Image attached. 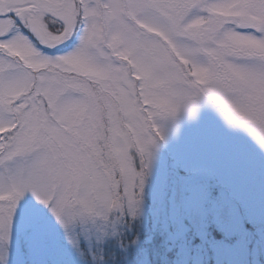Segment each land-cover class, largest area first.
Listing matches in <instances>:
<instances>
[{
	"label": "snow or ice",
	"instance_id": "6c2138e0",
	"mask_svg": "<svg viewBox=\"0 0 264 264\" xmlns=\"http://www.w3.org/2000/svg\"><path fill=\"white\" fill-rule=\"evenodd\" d=\"M202 104L264 148V0H0V264H87Z\"/></svg>",
	"mask_w": 264,
	"mask_h": 264
},
{
	"label": "rangeland",
	"instance_id": "374dc122",
	"mask_svg": "<svg viewBox=\"0 0 264 264\" xmlns=\"http://www.w3.org/2000/svg\"><path fill=\"white\" fill-rule=\"evenodd\" d=\"M213 222L228 245L210 235ZM82 232L87 264H151L159 252L175 254L176 264H205L208 244L216 264H264V148L202 104L169 129L136 219Z\"/></svg>",
	"mask_w": 264,
	"mask_h": 264
},
{
	"label": "trees",
	"instance_id": "16d2710c",
	"mask_svg": "<svg viewBox=\"0 0 264 264\" xmlns=\"http://www.w3.org/2000/svg\"><path fill=\"white\" fill-rule=\"evenodd\" d=\"M215 225L216 223L213 222ZM210 231H211V236L213 239H215L217 242L224 243L228 245L229 240L226 239V236L224 232L220 231L216 226H210ZM123 236V235H122ZM210 244L206 245V255H207V261L205 264H216L215 261V252L214 249L209 246ZM151 251V250H150ZM152 252V251H151ZM149 252L150 255L152 253ZM155 254L153 253V256H151V264H176V255L175 254H168L166 257L163 256L162 252L157 253L158 256H154ZM165 257V258H164Z\"/></svg>",
	"mask_w": 264,
	"mask_h": 264
},
{
	"label": "flooded vegetation",
	"instance_id": "af4514ba",
	"mask_svg": "<svg viewBox=\"0 0 264 264\" xmlns=\"http://www.w3.org/2000/svg\"><path fill=\"white\" fill-rule=\"evenodd\" d=\"M77 42H78V39L74 38L73 41H71V42L69 43V45L67 46V48H66L64 51H62V52H60V53H57V54H61V55H62V54H67V53L70 52L73 48L76 47ZM49 54H51V52H50Z\"/></svg>",
	"mask_w": 264,
	"mask_h": 264
}]
</instances>
